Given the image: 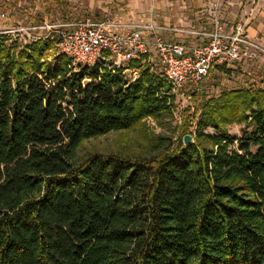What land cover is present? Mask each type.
Masks as SVG:
<instances>
[{"label":"trees","instance_id":"16d2710c","mask_svg":"<svg viewBox=\"0 0 264 264\" xmlns=\"http://www.w3.org/2000/svg\"><path fill=\"white\" fill-rule=\"evenodd\" d=\"M56 43L0 36V264H264V88L209 98L159 156L78 160L171 113L169 87L148 66L49 59Z\"/></svg>","mask_w":264,"mask_h":264},{"label":"crops","instance_id":"0c3cea01","mask_svg":"<svg viewBox=\"0 0 264 264\" xmlns=\"http://www.w3.org/2000/svg\"><path fill=\"white\" fill-rule=\"evenodd\" d=\"M31 1L0 0V34L11 35L13 30L37 28L40 30L35 38H45L56 31L51 29L57 25L49 23L48 17L53 12L58 14L62 10L70 21L60 24L104 19L131 24L152 22L158 26L159 34L165 40L187 44L201 43L205 34L212 30L215 19H219L227 30L244 21L247 35L264 46V0ZM29 10L38 15V21L34 19L35 24L32 25L26 22ZM148 38L152 39L153 36L148 34ZM225 67L229 68L227 71L238 81L234 82L235 85L248 81L246 86L250 88H264L263 62L219 65V69L224 70ZM209 76L205 80H209Z\"/></svg>","mask_w":264,"mask_h":264},{"label":"built area","instance_id":"2783aa9c","mask_svg":"<svg viewBox=\"0 0 264 264\" xmlns=\"http://www.w3.org/2000/svg\"><path fill=\"white\" fill-rule=\"evenodd\" d=\"M3 16H5L3 14ZM59 51L74 63L93 65L99 60L116 66L134 59L150 57L174 90L195 89L219 65L239 62L264 63V46L246 33V22H238L227 30L219 19L205 34L201 43L165 40L154 23L131 24L112 19L59 24ZM148 34L153 38L149 39ZM126 70H129L127 68Z\"/></svg>","mask_w":264,"mask_h":264},{"label":"rangeland","instance_id":"374dc122","mask_svg":"<svg viewBox=\"0 0 264 264\" xmlns=\"http://www.w3.org/2000/svg\"><path fill=\"white\" fill-rule=\"evenodd\" d=\"M27 15L26 22L28 25L35 24V21H38L37 13H31L29 10ZM34 19L35 21H33ZM68 21H70L69 18H67L66 14L64 15V11L62 10L58 14L53 12L48 17L49 23L57 24L51 30H57L59 28L58 24ZM39 30L37 28L23 31L13 30L11 31V35L0 34V36L6 35L11 39L17 40L20 45H23L36 39L35 37L38 36ZM52 35L56 37L57 43L55 49L48 53L49 59H52L55 53H61L58 48V33L54 31ZM121 66L129 68L130 64L123 62ZM145 66L149 67L151 73L161 72L156 60L146 57L141 60V65L137 70L130 67L129 70L125 71V74L129 78H136L139 76L141 68ZM227 70L229 68L225 67L223 70L219 69V66H216L210 73L209 80L203 81L199 91L195 89L174 90L164 78L166 86L169 87V102L172 103L171 113H166L160 118L149 116L130 129L110 132L106 135L86 140L77 150V159L83 160L95 153L104 155L117 154L131 158H152L159 156L166 148L176 142L187 127L190 132L195 133V126L201 112V106L206 100L219 96L224 90L248 87L246 86V83H249L248 81L235 85L234 82L238 81ZM243 127L244 124L234 123L228 126V130L230 134L240 136Z\"/></svg>","mask_w":264,"mask_h":264},{"label":"water","instance_id":"95a60500","mask_svg":"<svg viewBox=\"0 0 264 264\" xmlns=\"http://www.w3.org/2000/svg\"><path fill=\"white\" fill-rule=\"evenodd\" d=\"M192 141V136L191 135H186L184 137V143L189 144Z\"/></svg>","mask_w":264,"mask_h":264}]
</instances>
